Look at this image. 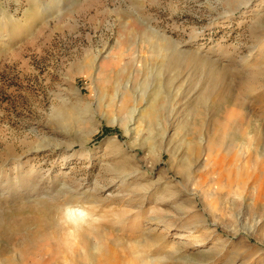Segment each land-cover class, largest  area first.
Returning <instances> with one entry per match:
<instances>
[{"label": "rangeland", "instance_id": "obj_1", "mask_svg": "<svg viewBox=\"0 0 264 264\" xmlns=\"http://www.w3.org/2000/svg\"><path fill=\"white\" fill-rule=\"evenodd\" d=\"M239 1L0 0V264L83 252L52 228L65 191L96 259L116 242L157 247L139 264H264V2ZM127 80L153 101L128 133L104 115L128 114L134 96L110 102ZM165 180L179 200L162 207ZM90 187L98 202L75 201Z\"/></svg>", "mask_w": 264, "mask_h": 264}, {"label": "bare ground", "instance_id": "obj_2", "mask_svg": "<svg viewBox=\"0 0 264 264\" xmlns=\"http://www.w3.org/2000/svg\"><path fill=\"white\" fill-rule=\"evenodd\" d=\"M253 0H240L239 1V5H245V6H252L253 5ZM264 2V0H262L261 2H259V4H257L258 6H260V4ZM256 5V6H257ZM237 8V7H236ZM258 8V7H257ZM252 11V10H251ZM255 11H260V10H255ZM259 14V13H258ZM231 15V14H230ZM254 32V31H253ZM156 33V32H155ZM164 39V38H163ZM167 39V37H166ZM165 40V39H164ZM154 41V40H153ZM166 41V40H165ZM159 42V41H158ZM161 42V41H160ZM170 43V42H169ZM158 44V49H159V52L161 53V61H162V64L159 68H157V71H156V74L157 76H160L163 74L164 72V63H163V60L164 58L162 59V56L164 57L165 55L162 54V51L164 52V49H168L170 48L169 45H168V48L162 43H157ZM167 44V42H166ZM151 45V44H150ZM155 45V44H154ZM172 45V44H171ZM170 45V46H171ZM178 46V45H177ZM169 51V50H168ZM173 52V51H172ZM14 53V51H13ZM165 53V52H164ZM198 53V52H197ZM240 53V52H239ZM16 54V53H15ZM177 54H182V52H177ZM190 54V53H188ZM199 54V53H198ZM193 55V54H192ZM195 55V54H194ZM101 56V51L96 54L95 56H93L92 58L95 60L97 58H99ZM196 56V55H195ZM180 57V56H179ZM196 57H199L198 55ZM169 58V56H168ZM174 58V57H173ZM176 58V57H175ZM87 59V58H86ZM205 59V58H203ZM202 59V60H203ZM241 59V58H240ZM106 60V59H105ZM206 61V60H205ZM244 62V60H242ZM207 62V61H206ZM216 62V61H215ZM89 63V62H88ZM108 63V62H107ZM205 63V62H204ZM104 64V63H103ZM100 66V65H99ZM217 66V65H216ZM235 66V65H234ZM111 67V66H110ZM103 68V67H102ZM233 68V67H232ZM109 69V68H108ZM107 70V69H106ZM210 69H208L209 71ZM212 70V68H211ZM103 71V70H101ZM105 71V70H104ZM106 72V71H105ZM109 72V71H108ZM154 72V71H153ZM212 72V71H211ZM101 73V72H100ZM134 73V72H133ZM105 75V73H104ZM150 76V75H149ZM108 77V76H107ZM100 78V77H99ZM113 78V77H112ZM176 80V79H175ZM175 80H172L170 82L171 85H174V82ZM100 83H103V82H100ZM130 83V80H127L126 81V84H125V87L120 89L118 88L117 86L115 87V91H114V94L112 95L111 97V100L110 102L113 103L114 99L116 97H119L121 96L120 100H121V104L123 102V104L120 106L122 107L123 109H127L126 108V105L125 103L127 101H129V98L132 96H134V94L131 92L128 84ZM161 82H159L157 88L159 87ZM104 84V83H103ZM149 83H139L137 81L134 82L133 86H134V89L136 91V95L134 96L133 98V103H131L129 106L130 108L127 110L128 111V114L126 115V117L123 119V118H120V116L116 113L114 115H110V114H104L105 116L108 117L109 121H113V122H118L120 120V123L123 124L125 130L127 133L129 132V122L132 120V121H135L134 119V113H140L141 110V104L143 102V104H148L149 102V107H153V101L152 100H149L147 101L146 98H145V95H146V92H147V88L146 86L148 85ZM198 84V83H197ZM132 86V87H133ZM162 86V85H161ZM200 86V85H199ZM105 88V86H103ZM149 87V86H148ZM152 88V87H151ZM173 88V87H172ZM181 88H182V83L179 84L176 88H175V95L177 94V91L178 92H181ZM160 88L159 89H155V96L157 97L160 92H159ZM73 94V93H72ZM79 94V93H78ZM174 96V95H173ZM172 96V97H173ZM149 97V96H148ZM72 99V98H71ZM75 99V98H74ZM175 99V98H174ZM81 100V99H80ZM79 100V101H80ZM71 101V100H70ZM178 101V99H177ZM109 102V103H110ZM115 102V101H114ZM107 103V102H106ZM173 105V104H172ZM90 106V105H89ZM118 106V105H117ZM170 107V106H169ZM92 108V107H91ZM144 108V107H143ZM146 108V107H145ZM173 109V108H172ZM108 110V109H107ZM69 111V114L70 115H75V112H74V109L73 108H70ZM84 111V110H83ZM86 111V110H85ZM118 111V110H117ZM101 112V111H100ZM82 113V112H81ZM150 113V112H149ZM152 113V112H151ZM150 113V114H151ZM86 114V113H85ZM81 115V114H80ZM153 117L155 116L154 113L152 114ZM158 115V114H157ZM91 116V115H90ZM94 116V115H93ZM107 119V118H106ZM149 120V119H148ZM168 120V119H167ZM143 121V120H142ZM170 121V120H169ZM93 123V122H92ZM97 123V122H96ZM154 123V122H152ZM88 126V125H87ZM100 126V125H99ZM86 127V126H84ZM60 128V127H59ZM131 129V128H130ZM98 130V127L97 125H92L90 128H88L86 130V133L85 135L82 137L83 139L81 140V144L82 146H84V144H86L89 139H91V137L93 136V134L95 132H97ZM81 132V131H80ZM60 133V132H58ZM163 134V133H162ZM63 135H66L65 133ZM128 135V134H127ZM129 136V135H128ZM131 136V135H130ZM162 136V135H161ZM47 137V136H46ZM140 138V136L138 137ZM42 141V140H41ZM59 141V140H58ZM137 142V141H136ZM41 143V142H40ZM190 143V142H189ZM77 144V143H76ZM35 145V144H34ZM46 145V144H45ZM40 145H37L36 147H39ZM162 147V146H161ZM193 147V146H192ZM167 148V147H166ZM56 149V148H55ZM192 149V148H191ZM166 150V149H165ZM56 151V150H55ZM60 151V150H59ZM192 151V150H191ZM68 153V152H67ZM91 153V152H90ZM89 153V154H90ZM204 153V152H202ZM92 154V153H91ZM173 154V153H171ZM201 154V153H200ZM133 155V154H132ZM160 155V154H159ZM176 155V153H175ZM132 157V156H131ZM160 157V156H158ZM192 157V155H191ZM201 157V156H200ZM161 158V157H160ZM159 158V159H160ZM199 158V157H198ZM196 159V158H195ZM207 160V159H206ZM132 162V161H131ZM173 162V161H172ZM197 163V162H196ZM206 163V162H205ZM133 164V163H131ZM110 165V164H108ZM106 166V165H105ZM134 166V165H133ZM136 166V165H135ZM107 167V166H106ZM113 167V166H112ZM125 167V166H124ZM128 167V166H127ZM193 167V166H192ZM148 168V167H147ZM134 170V168H132ZM151 169V168H150ZM111 170V169H110ZM148 170V169H146ZM152 170V169H151ZM191 170V168H190ZM193 170V169H192ZM140 171V170H139ZM116 172V171H115ZM120 172V170H119ZM195 172V171H194ZM142 173V172H141ZM190 173V172H189ZM114 174V173H113ZM137 174V173H136ZM140 174V173H139ZM193 176V175H192ZM142 178V177H141ZM147 178V177H146ZM117 179V178H116ZM130 177H127V175L125 174H122V177L118 179L117 182L119 186H128V184L130 182H134L133 184H136V185H140V182L138 181H135V179H133ZM141 180V179H140ZM170 180H165V184H164V187L161 188L159 190V193H157V195H155V198L156 199L155 201L157 203H159L162 207H167L169 206L168 204L174 200L178 201L179 198L175 197L177 195V192L173 189V186L172 184H170ZM89 183V182H88ZM173 183V182H172ZM176 183V182H175ZM63 185V184H62ZM78 185V184H77ZM100 185V184H99ZM36 186V185H35ZM104 186V185H103ZM80 187V186H79ZM134 187V186H133ZM76 188V187H74ZM160 188V187H159ZM176 189V188H175ZM178 189V188H177ZM183 189V188H182ZM89 193L87 194L86 191H83L82 194L83 196H79V197H76L75 196V201H91V202H98L99 201V194H102L103 191V188H89ZM133 190V189H132ZM130 190V191H132ZM120 192H122V189L119 190ZM125 191V190H124ZM127 191V190H126ZM151 191V190H150ZM178 191V190H177ZM139 192V191H137ZM125 193V192H124ZM128 193V192H127ZM151 193V192H150ZM179 193V192H178ZM182 193V192H181ZM63 195V202H67V204H65L62 209H61V212H60V216L57 218V219H54L52 220V225H53V229L62 233L63 236L66 237V240L68 243H71L69 241L70 238H73L75 240V244H76V240L78 241V243L80 242V239L79 238H82V249H83V252H81V249L77 248V249H74V261H68L67 257H65V262H67V264H139V253L143 252V254H146L148 252H153L157 249L156 246L154 247H150V248H142V245L141 244H132V245H125L126 247H124L122 244V246H117L118 245H121L120 243H107L105 246H103L102 248V252L100 253V255L97 257L96 259V254L93 253L92 249L90 248V239H89V234L85 232V228H89L91 230H94L95 229V222H90L88 220V218L86 217L87 216V213L83 210V208L80 207V205H77V204H72V203H68V202H72L71 198H74L72 195H69L67 191L61 193ZM154 194V192H153ZM185 195V194H184ZM133 196V197H132ZM131 196L128 195L127 199H129L131 202L132 200H136L137 198H141L143 196H145L144 194H133ZM152 196V195H151ZM147 198V197H146ZM56 199V198H55ZM89 199V200H88ZM58 200V199H57ZM140 201V200H139ZM54 202V201H53ZM62 204V203H61ZM178 204V203H177ZM176 204V205H177ZM21 206V205H20ZM23 207V206H22ZM169 208V207H168ZM183 208V207H182ZM1 212V211H0ZM181 213H177V214H174L175 216L176 215H180ZM163 219V218H160L158 219V222ZM151 223H154V221H150ZM157 223V222H156ZM148 225V224H147ZM82 230V231H81ZM97 233V231H96ZM183 235V234H182ZM171 256V255H169Z\"/></svg>", "mask_w": 264, "mask_h": 264}]
</instances>
